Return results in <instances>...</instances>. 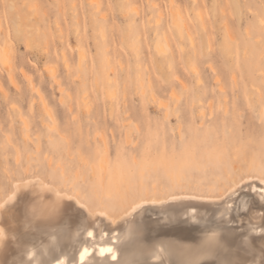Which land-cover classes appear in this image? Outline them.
<instances>
[{"label":"rangeland","instance_id":"rangeland-1","mask_svg":"<svg viewBox=\"0 0 264 264\" xmlns=\"http://www.w3.org/2000/svg\"><path fill=\"white\" fill-rule=\"evenodd\" d=\"M0 50V202L16 181L57 183L62 173L59 189L69 192V180L78 175L82 201L94 206L87 201L93 183L79 159L91 161L95 152L110 162L118 146L129 165V188L120 205L96 207L116 222L138 199L219 197L264 168V0H0ZM146 130L152 141L141 137ZM142 146L153 148L144 177ZM236 200L233 221L219 225L239 235L252 227L249 214L238 211L241 201H255L253 209L262 202L251 192ZM151 211L135 219L147 236L173 227L166 209ZM21 214L27 216L14 212L21 226L10 264H26L30 248L43 258L40 245L57 235L50 228L71 223L67 215L52 223L37 217L26 226ZM190 216L202 219L193 225ZM190 216L178 233L195 243L213 224ZM159 217L167 221L163 227ZM100 222L90 229L94 237L82 231L67 253L115 241L110 222Z\"/></svg>","mask_w":264,"mask_h":264},{"label":"bare ground","instance_id":"bare-ground-1","mask_svg":"<svg viewBox=\"0 0 264 264\" xmlns=\"http://www.w3.org/2000/svg\"><path fill=\"white\" fill-rule=\"evenodd\" d=\"M170 10H172V9H170ZM169 14H170V12H169ZM170 17H171V15H170ZM175 19H177V18H175ZM175 19H173V22L176 24ZM0 59H1V57H0ZM84 105H86V104H84ZM89 108H90V105H89ZM89 108H88V110H89ZM49 114H50V111H49ZM165 115L169 116L168 113H165ZM50 118H52V117H50ZM100 133H102V132H100ZM139 133H140L141 137L143 138V140L152 141L153 135L151 133H148L147 130L145 131V133L143 131H141ZM178 135L180 137L184 136L186 138H191L189 134L185 135V132L182 130H179V129H178ZM99 142H101V144L104 148V152H105L106 156H108V149H110V148H107V142H106L105 137L100 136ZM95 144H96V142H95ZM67 145H70V143L67 142ZM193 147L194 148H192L191 152H195L194 149H196L195 148L196 146H193ZM151 150H153L152 147L142 146L141 154H140L141 163L138 166V171L140 173V177H144V175L146 174L144 161L147 160V155L150 154L151 152H153ZM112 152H113V157L111 158L110 162L108 161L107 158L106 159H97V157L95 156L96 155L95 152L92 156L88 155L90 157L91 161H89L87 159V157L81 158L82 154L80 156L81 160L79 159L78 164L80 165V167H82L83 170H85L88 173L89 180H91L93 183V185H90L88 187L89 198L87 199V201L92 203L94 206H90L89 204H86L87 202L85 203L82 201V199L84 200V198H82V196L79 194L78 190L75 187V181L77 180L78 175H73L71 177V179L69 180V183H68L69 184V192L60 190L58 187V184H63L66 181V177L62 173H60V175L56 178L57 183L52 182L49 184L47 181L39 179L37 177H32V178H29L27 180L25 179V181H23V182H18V183H16L17 181L15 183L13 182L14 186H13L12 193L11 194L9 193L10 195L8 194V197L6 199L4 198L5 200L3 199V201L0 202V204H4V205H6V207L8 209H10V211L5 212L3 214V216L0 217V228L4 229V233H5V237H6L4 240V247L0 248V264H7L11 260L12 256L16 255V254H14V253H16V251H15L16 250L15 249L16 248V239H13L12 237L13 236L16 237L17 232L19 231V228L21 225L19 223H17V220L19 218L16 219V215H14L15 210L23 211V214L25 213L29 218H32L30 214L32 212V209L35 208L36 213H37V217L44 218L45 221L52 223V222L56 221L58 218L64 217V216L66 217L67 215H69L68 217H69V220L71 222L73 220H75L78 216H80V212L77 209V202L83 203V204H85L86 207H91L92 209H94V213L88 217L87 222H86L87 224L86 223L85 224L86 225H89V224L92 225V227L90 228L92 230L94 228L96 229V227L101 223L100 222L101 219L109 221L110 222L109 232L113 233L114 235L116 234V236H114V237H116V240L112 241L110 243H106V244L104 243V244L97 246V251H94V252L92 251L93 250L92 247H95L96 243H95V246L93 244L91 246V248L88 247L89 255L85 256L83 264H117V262L111 260L109 253H105L104 256H101L100 252H99V250L101 248H112L117 253L118 258L123 259L126 256L127 259L131 262V264H193V262L196 260H205V259H212L213 258L211 256L205 255L206 251L210 248V246L212 244V240L206 239L205 236L202 234L200 239L194 243L191 241L193 239H196V238H193L191 241H188V240L183 239L181 236H179V233H178L179 227L181 226V224L183 223V221H185V219L187 217H189L190 215H193V217L195 215H201L204 217H208L209 218L208 220H210L209 222H211L213 224V225H210L208 227L210 229V228H213V227L219 225V223L225 224V223H227V221H230L233 218L232 217L231 219H229V217H231L230 216L231 214L229 213L231 208H229V205L234 204V202H235V200L239 194L244 193V192L245 193L251 192V193H254L256 196H258L261 202L264 201V197H261V195H260L261 190L264 189V184H261L260 180L258 179V176L257 177L256 176H247L241 180H238V181L231 183V186L226 190L228 192H231V194L228 196L224 195V193L226 192L225 191L219 197L199 196V195H192V194H182V195L180 194V195L167 196L164 198L149 197V198H144V199H138L135 202L130 203L129 205L127 204L126 209L124 210V212H122L123 214L119 217L118 221L116 222V219L110 218L111 216L109 217L108 216L109 214H106V212L104 210H102V209L97 210V208H96L97 206H102V205L106 208L107 207H113L114 204L120 205L123 202V195L125 194L124 191L129 188L128 182L125 180V176L129 175V171H130L129 165L124 161L125 159H124V156L120 150V146L116 147V149H113ZM79 153L80 152H78V154ZM204 154H206V153H204ZM214 155H215L214 153L211 154L209 152L206 154V157L208 156L211 159H214L215 158ZM232 189H234L235 191H232ZM10 192H11V190H10ZM68 197H71L72 199L69 200ZM250 198H251V196H250ZM57 200L59 201V205H60L61 210L58 212V214L52 220L46 219L44 214H46L47 209L51 205H53V202H55ZM132 206H136L135 212L132 211ZM155 209L157 211H162V210L164 211L166 209L168 212V215L174 221L173 222L174 225L172 228H170L168 230H164V231L157 233L153 236H147L144 233V230L137 226L135 219L137 217L142 216L143 214L147 213L148 211L155 210ZM42 210H43L44 214H42ZM108 211H107V213H109ZM17 213H15V214H17ZM100 213H103V215H101ZM126 213H131V214H126ZM154 213H157V212H154ZM262 214H264V208H260V209L258 208V209H253V211L251 213H249V216H252L254 218V222L258 223L261 221L260 217ZM17 215L19 216L20 213H18ZM144 216L147 219L149 218L146 215H144ZM24 217H26V216H24ZM24 217L22 215L21 216L22 219L20 218V220L24 221L25 220V219H23ZM139 219H141V218H139ZM142 219H144V217ZM163 219H164V217H163ZM163 219H161V220H163ZM192 219H194V218H192ZM198 219L196 218L197 222L200 219H202V217L199 220ZM248 220H249V218H248ZM139 221H141V220H139ZM156 221H158V220L156 219ZM204 221L205 220H203V222ZM232 221H233V219H232ZM21 222L22 221H20V223ZM143 222H144V220H143ZM165 222H167V221L163 220V222H161V223L160 222H158V223L156 222V223L162 224V227H163L165 224H167ZM173 223L171 222V224H173ZM67 224H68V222H67ZM152 224L150 222V225H152ZM260 224H261V222H260ZM65 225H66V222H65ZM95 225H97V226L94 227ZM225 225H227V224H225ZM30 226H31V224H30ZM52 226H50V227H52ZM132 226H136V229L132 230ZM148 226H149V224H148ZM247 226H251V224L249 225V223H248ZM38 227H40V226H38ZM38 227L35 226V228H38ZM156 227H157V225H156ZM162 227H160V229ZM41 228H39V229H41ZM47 228L49 229L48 226H47ZM224 228L227 230V232L230 235L238 236L234 229H232L230 227L229 228L224 227ZM50 229L53 230V228H50ZM144 229H147V228H144ZM43 230H46V228L45 229L43 228ZM97 230H98V228H97ZM130 230L132 233H136V234L135 235L133 234L131 241L126 242L125 241V235L127 233H129ZM256 230L259 234V231H260L259 226L256 227ZM46 232L47 231H45V233ZM43 233H44V231H43ZM93 234H94V232H93ZM210 236H211V234L209 233V237ZM93 237H94V235H93ZM95 238H93L92 240H94ZM27 245H29V244H27ZM40 246L42 247V245H40ZM22 247H25V245ZM31 247H33V246L31 245ZM160 247L165 248L167 251L160 257V259L157 260L153 256H151L149 253L154 248H160ZM77 248H75V249H77ZM18 250H20V249H18ZM41 250L43 252V249H40L39 251H41ZM80 251H82V250H80ZM21 252L22 251L20 250V252H17V254L21 253ZM24 252H26V251H24ZM69 252H70V250H69ZM24 254H27V253H24ZM78 254H79V252L76 255L71 256L67 253V251H65L63 254H59V255H60L61 259L67 260L69 262V264H78ZM18 257H20V254L18 255ZM22 257H23V253H22ZM235 258H236V255L234 252L233 253H225L222 256L215 257V259H218V260H227V259H235ZM241 258H244L243 254H241ZM26 259H27V257H26ZM40 259H41V257H40ZM16 261H17V259H16ZM16 261L13 263L16 264ZM8 264H10V262Z\"/></svg>","mask_w":264,"mask_h":264},{"label":"snow or ice","instance_id":"snow-or-ice-1","mask_svg":"<svg viewBox=\"0 0 264 264\" xmlns=\"http://www.w3.org/2000/svg\"><path fill=\"white\" fill-rule=\"evenodd\" d=\"M258 179L261 184H264V168H261ZM232 191H235L232 189ZM231 192L226 191L224 193L225 196L230 195ZM261 197H264V189L261 190ZM71 200V197H68ZM264 208V201H262L261 205ZM234 207L233 205H229V208ZM255 207V202L250 201H241L240 207L238 211L247 215L253 211ZM77 209L80 212V216H78L75 220H73L69 225L64 226L60 222H56V226L53 227V231L57 233L56 236H53L50 243L48 245H42L43 248V257L41 259L36 258V251L34 248H30L27 250L28 261L26 264H69V262L65 259H61L59 254H63L67 248L74 247L78 242L81 232H85L87 236L91 237L93 232L89 230L92 225H85L84 220H87L90 215L94 213V209L91 207H86L85 204L77 202ZM59 201L53 202L45 215V218L48 220H52L60 211ZM10 211L4 204H0V217L3 216L5 212ZM132 211H136V206H132ZM103 215V213H100ZM131 214V213H126ZM31 219L28 216L25 217L24 223L25 225H29L34 222L37 218L36 209L33 208L31 212ZM83 217V219H81ZM231 219V217H229ZM261 224L259 225L260 231L257 235L255 229L256 224L254 222V218L249 216V223L252 227L249 229L247 233L239 234L238 236L230 235L227 230L222 226H215L213 228L205 227L202 229V234L206 239H211L212 244L210 248L206 251V256L213 257L212 259L205 260H196L193 264H257V256L259 257V264H264V214L260 217ZM191 223L193 225H197L195 220H192ZM209 233L211 236L209 237ZM133 233L131 230L129 233L125 235V241L129 242L132 240ZM4 229L0 228V248L4 247L5 240ZM16 239L15 236L12 237ZM259 239V244H257V240ZM167 250L163 247L154 248L149 254L153 256L155 259H160V257ZM100 255L104 256L105 253H109L111 260L117 262V264H131V262L125 256L123 259L118 258L117 253L112 248H101L99 250ZM235 253V259H227V260H218L215 257H219L224 255L225 253ZM241 254H243L244 258H241ZM86 255H89V250L87 247H84L82 251H79L78 254V264H83L84 258ZM47 257H51V259H47Z\"/></svg>","mask_w":264,"mask_h":264}]
</instances>
